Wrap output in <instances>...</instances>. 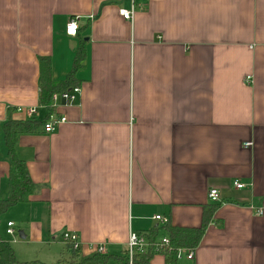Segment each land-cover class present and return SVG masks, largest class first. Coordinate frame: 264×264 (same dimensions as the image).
Segmentation results:
<instances>
[{
	"label": "crops",
	"instance_id": "1",
	"mask_svg": "<svg viewBox=\"0 0 264 264\" xmlns=\"http://www.w3.org/2000/svg\"><path fill=\"white\" fill-rule=\"evenodd\" d=\"M132 8L131 21L119 15ZM81 39V93L52 102L66 122L18 136L37 186L0 218L6 234L12 223L25 236L7 242L18 262L67 260L66 233L83 257L119 258L131 234L163 228L162 241L165 226L199 229L214 189L221 203L194 259L180 249L174 264H264V0H0V201L8 110L35 108L34 119H13L47 122L40 58L63 82ZM150 264L168 263L156 254Z\"/></svg>",
	"mask_w": 264,
	"mask_h": 264
},
{
	"label": "trees",
	"instance_id": "2",
	"mask_svg": "<svg viewBox=\"0 0 264 264\" xmlns=\"http://www.w3.org/2000/svg\"><path fill=\"white\" fill-rule=\"evenodd\" d=\"M80 32V30H79ZM79 32L77 37L79 36ZM85 60L84 41L81 39L80 47L77 50L74 60V66L65 81L56 83L51 77V65L49 58H40V95L39 106L46 108L49 115L54 113L52 106V97L54 94H61L69 91L71 88L79 86L76 80V73L82 66ZM17 113L14 109L8 110V117L3 126V137L7 155L9 160V195L6 200L0 201V218L6 214L13 207L28 203L30 197L36 192L37 186L32 182L29 177L26 164L19 160L16 155V144L18 136L21 134L33 133L38 130L46 121H27L15 120L13 115ZM218 205H212L206 209L203 219V224L199 229H184L165 226L164 231L168 236V244L160 246L159 249L156 245H161L160 234L162 229L156 228L149 233L140 234L145 238L148 246L143 251H137L133 254L132 264H150L152 258L156 254H161L166 257L168 264H174L177 260V253L180 249H196L206 231L207 225L212 221L213 214ZM69 258L60 260L57 264H106L113 261L120 264H129V253L126 256L113 258L110 256H100L94 254L90 257H83L79 250H74L68 244ZM0 264H42L40 262L20 263L16 259L14 250L9 243L0 240Z\"/></svg>",
	"mask_w": 264,
	"mask_h": 264
},
{
	"label": "built area",
	"instance_id": "3",
	"mask_svg": "<svg viewBox=\"0 0 264 264\" xmlns=\"http://www.w3.org/2000/svg\"><path fill=\"white\" fill-rule=\"evenodd\" d=\"M119 15L127 21H131L134 16V9L132 8L131 11L121 9L119 10ZM80 30V17L75 16L72 18H69L66 27H65V33L66 36L70 38H76L78 35V32ZM81 89L79 87L73 88L70 91L61 93V94H54L52 97V102L54 104H57L59 101H64L66 104H71L75 101L76 97L80 95ZM18 114H22L26 117L28 120H32L35 118L37 114V110L35 108H17L16 109ZM66 122L65 117H60L52 114L45 125L42 127V132L44 134H51L53 133L61 124H64ZM250 144H246V147H249ZM234 186L236 189L241 190L244 188L242 184H238L237 182L234 183ZM209 200L212 204H220L221 203V197L217 190H210L209 192ZM258 214H262V211H259ZM155 221L162 223L163 225H167L168 221L166 219H163L161 217H155ZM13 224H8V231L7 234L10 236L14 235ZM63 240L67 244H70L74 250H79V237L76 234H64ZM168 244V240H162L161 245H156V248L159 249L160 246H165ZM147 243L145 238H143L140 235L137 234H131L129 238V264H132V257L133 254L137 251H143L147 248ZM98 253L102 254L104 253V250L102 248H97ZM187 253V260L192 261L194 259L195 253L193 250L186 251Z\"/></svg>",
	"mask_w": 264,
	"mask_h": 264
},
{
	"label": "rangeland",
	"instance_id": "4",
	"mask_svg": "<svg viewBox=\"0 0 264 264\" xmlns=\"http://www.w3.org/2000/svg\"><path fill=\"white\" fill-rule=\"evenodd\" d=\"M19 226L16 225V228H14L15 230V234L13 236H8L5 232V230L2 228H0V238H2L4 241L6 242H9V243H12L13 242V239H16V240H20L19 239Z\"/></svg>",
	"mask_w": 264,
	"mask_h": 264
},
{
	"label": "water",
	"instance_id": "5",
	"mask_svg": "<svg viewBox=\"0 0 264 264\" xmlns=\"http://www.w3.org/2000/svg\"><path fill=\"white\" fill-rule=\"evenodd\" d=\"M20 239L25 240V236L22 232L19 233Z\"/></svg>",
	"mask_w": 264,
	"mask_h": 264
}]
</instances>
